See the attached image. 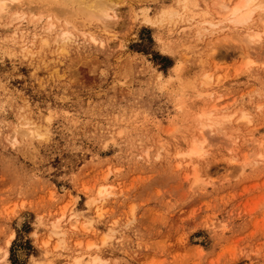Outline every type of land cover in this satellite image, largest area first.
Segmentation results:
<instances>
[{
	"label": "rangeland",
	"instance_id": "rangeland-1",
	"mask_svg": "<svg viewBox=\"0 0 264 264\" xmlns=\"http://www.w3.org/2000/svg\"><path fill=\"white\" fill-rule=\"evenodd\" d=\"M8 1L0 264H264V7Z\"/></svg>",
	"mask_w": 264,
	"mask_h": 264
},
{
	"label": "bare ground",
	"instance_id": "bare-ground-1",
	"mask_svg": "<svg viewBox=\"0 0 264 264\" xmlns=\"http://www.w3.org/2000/svg\"><path fill=\"white\" fill-rule=\"evenodd\" d=\"M19 1L21 0H18V2ZM54 1L61 3L63 6L65 4V7H67L66 4L67 5L71 4L72 10L74 6L77 11L81 12L82 14H85L88 18L96 17L97 19L101 18L103 21H107L109 17L113 16V13L111 12V6L108 5V3L105 0H54ZM263 1L264 0H238L237 2H234L231 5L229 4V2H221L220 7L223 9V11L225 10V13H227L226 15L228 14L232 15L234 21H236L237 23H245V22L248 23L247 21H249L252 18L254 12L259 7H264ZM14 7H16L17 9V8L22 7V5L20 3H18L16 6L10 5L8 0H0V15L1 16L10 15L9 13L11 10L14 9ZM12 13H13L12 20L18 17L17 15L18 10L13 11ZM261 19L264 20V17L260 18V20ZM247 32L249 33V31ZM248 33H247V37L249 38L250 41H254V42L257 41L258 39L257 36L252 35L253 33L251 34V32L250 34ZM249 47H252V46H249ZM242 49L243 50L241 51H243V53H246V54H249V52L251 53V51L248 48H245V49L242 48ZM189 153H193L195 155L197 154L201 155L203 154V148L196 142L191 148ZM101 193H102V190H101ZM55 227H56L55 231L59 232L60 225L58 223H55ZM70 264H82V261L78 259L76 262L70 263Z\"/></svg>",
	"mask_w": 264,
	"mask_h": 264
}]
</instances>
